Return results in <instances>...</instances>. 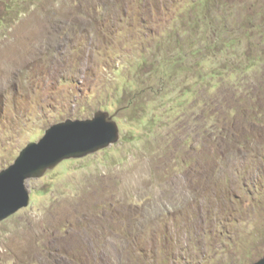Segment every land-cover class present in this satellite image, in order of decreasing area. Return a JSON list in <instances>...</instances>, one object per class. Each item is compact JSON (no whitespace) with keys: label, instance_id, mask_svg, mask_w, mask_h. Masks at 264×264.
<instances>
[{"label":"rangeland","instance_id":"obj_1","mask_svg":"<svg viewBox=\"0 0 264 264\" xmlns=\"http://www.w3.org/2000/svg\"><path fill=\"white\" fill-rule=\"evenodd\" d=\"M98 110L119 140L26 181L0 264L264 255V0H0V170Z\"/></svg>","mask_w":264,"mask_h":264},{"label":"water","instance_id":"obj_2","mask_svg":"<svg viewBox=\"0 0 264 264\" xmlns=\"http://www.w3.org/2000/svg\"><path fill=\"white\" fill-rule=\"evenodd\" d=\"M115 114L98 110L91 118L56 122L37 141L29 142L14 161L0 170V221L30 202L26 181L39 178L66 159L105 149L119 140ZM252 264H264V255Z\"/></svg>","mask_w":264,"mask_h":264}]
</instances>
